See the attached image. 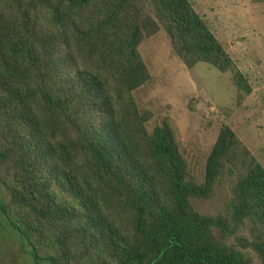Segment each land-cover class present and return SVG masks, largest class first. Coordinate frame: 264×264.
Here are the masks:
<instances>
[{"label": "trees", "instance_id": "trees-1", "mask_svg": "<svg viewBox=\"0 0 264 264\" xmlns=\"http://www.w3.org/2000/svg\"><path fill=\"white\" fill-rule=\"evenodd\" d=\"M161 30L251 93L190 0H0V213L36 264H264V167L235 132L196 184L174 123L147 130L139 48ZM226 180L223 213L198 212Z\"/></svg>", "mask_w": 264, "mask_h": 264}, {"label": "rangeland", "instance_id": "rangeland-1", "mask_svg": "<svg viewBox=\"0 0 264 264\" xmlns=\"http://www.w3.org/2000/svg\"><path fill=\"white\" fill-rule=\"evenodd\" d=\"M190 2L232 58L235 70L247 79L251 93L237 91L233 72L221 73L206 63L188 69L161 30L140 45L151 80L134 92V99L152 114L146 125L150 133L166 118L174 123L188 178L201 184L207 157L223 127L232 129L264 167V0ZM231 186V181L222 182L212 199L196 201L195 208L204 215L223 213ZM9 200L0 184V207ZM250 255L260 264L256 254ZM0 264H36L31 249L1 213Z\"/></svg>", "mask_w": 264, "mask_h": 264}]
</instances>
